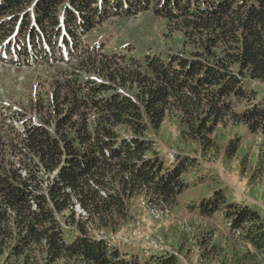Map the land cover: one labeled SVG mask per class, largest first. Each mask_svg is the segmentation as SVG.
<instances>
[{"label":"trees","instance_id":"16d2710c","mask_svg":"<svg viewBox=\"0 0 264 264\" xmlns=\"http://www.w3.org/2000/svg\"><path fill=\"white\" fill-rule=\"evenodd\" d=\"M64 1L0 0V43L8 40L3 49L14 51V62L65 61L68 73L55 80L50 99L31 103L42 110L39 120L22 118L21 110L10 113L19 124L0 117V246L16 241L13 252L20 255L36 247L54 264H180L172 253L132 254L90 229L114 232L136 194L167 205L184 191L187 164L166 167L149 133L170 112L186 136L203 143L225 117L264 136V96L244 85L247 78L264 85V0ZM143 11L182 33L180 53L130 62L94 44L79 58L77 28L91 31L94 19ZM68 45L72 51L65 52ZM121 125L130 134L116 129ZM201 204L203 216L218 212L240 232L256 250L251 255H264L258 210L206 198ZM76 205L86 220L66 215Z\"/></svg>","mask_w":264,"mask_h":264},{"label":"rangeland","instance_id":"374dc122","mask_svg":"<svg viewBox=\"0 0 264 264\" xmlns=\"http://www.w3.org/2000/svg\"><path fill=\"white\" fill-rule=\"evenodd\" d=\"M63 3L70 5L69 0ZM106 18L94 19L91 31L77 28L83 43L79 58L89 56L90 45L99 43L105 44V51L119 52L130 62L138 58L142 63L146 54L166 56L180 53L184 46L182 33L171 30L165 17L156 16L152 11ZM64 50L72 51V46ZM120 62L128 65L127 61ZM66 65L65 61H57L51 67L27 62L15 64L3 59L0 46V117L10 118V113L21 110L22 118L36 116L39 120L42 110L37 112L31 108V103L41 95L50 99L49 91L55 80L63 81L59 79L61 75H68ZM91 75L99 77L94 70ZM244 85L247 91L254 90L258 97L264 96V85L260 81L247 78ZM129 93L137 91L131 89ZM16 116L19 117L15 115L7 122L12 120L19 124ZM180 124L177 113L172 111L161 127L149 133L156 142V155L166 167L187 164L183 174L184 191L167 205L152 200L146 193L136 194L127 199V217L117 223L114 232L93 229V225L91 232L110 237L115 244L140 257L172 253L180 264H264V255H251L248 251L255 254L256 250L241 239L240 232L229 229L218 212L211 217L203 216L202 204L199 205L203 198L235 202L258 210L264 217V136L225 117L214 126L211 141L203 143L186 136V127ZM116 129L124 135L130 134L123 125ZM66 215L70 220L74 216L76 221L87 218L78 205ZM15 242L9 240L0 246V264H54L36 247H24L21 255L14 253Z\"/></svg>","mask_w":264,"mask_h":264},{"label":"clouds","instance_id":"9594fccd","mask_svg":"<svg viewBox=\"0 0 264 264\" xmlns=\"http://www.w3.org/2000/svg\"><path fill=\"white\" fill-rule=\"evenodd\" d=\"M227 225H229V224L227 223Z\"/></svg>","mask_w":264,"mask_h":264}]
</instances>
